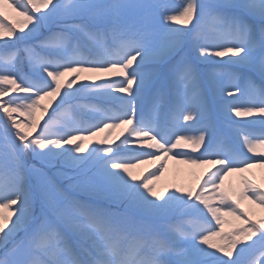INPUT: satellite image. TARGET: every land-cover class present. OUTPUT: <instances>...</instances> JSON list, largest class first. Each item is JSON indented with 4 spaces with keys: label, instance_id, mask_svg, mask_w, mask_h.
I'll list each match as a JSON object with an SVG mask.
<instances>
[{
    "label": "snow or ice",
    "instance_id": "snow-or-ice-1",
    "mask_svg": "<svg viewBox=\"0 0 264 264\" xmlns=\"http://www.w3.org/2000/svg\"><path fill=\"white\" fill-rule=\"evenodd\" d=\"M170 159L207 167L170 180ZM254 251L264 264V0H0V264Z\"/></svg>",
    "mask_w": 264,
    "mask_h": 264
},
{
    "label": "rangeland",
    "instance_id": "rangeland-1",
    "mask_svg": "<svg viewBox=\"0 0 264 264\" xmlns=\"http://www.w3.org/2000/svg\"><path fill=\"white\" fill-rule=\"evenodd\" d=\"M168 2L170 4H176V3H178V0H168ZM82 103L85 106H90V105L99 104L100 102H98V100H89V99L85 98L84 100H82ZM70 116H71V114L69 113L66 118H70ZM21 119H23V118L21 117ZM85 121H86V124L92 123V121L90 119L85 118ZM105 131H108V130H105ZM118 131H119L118 129L112 130V135H115ZM104 134H105L104 132H101L96 137H94V139H99ZM221 147L226 148L227 145L223 144V145H221ZM170 161L173 162V166H170ZM183 164L184 163H179L176 160H171V159L168 160L166 163V166H165V178L170 179V180L175 179L178 181L187 182L191 172H196L197 174H199L200 172H202L204 170V167H207V166L196 167L193 165L184 164V165H186V168L183 169L182 168ZM144 167H147V165H141L140 168H138L136 171H139L140 169H142ZM258 172H260L259 169H258ZM257 256H258V253L254 251L251 253H247L244 257H242V260L245 262V264H247V261L252 260V259L256 258Z\"/></svg>",
    "mask_w": 264,
    "mask_h": 264
},
{
    "label": "bare ground",
    "instance_id": "bare-ground-1",
    "mask_svg": "<svg viewBox=\"0 0 264 264\" xmlns=\"http://www.w3.org/2000/svg\"><path fill=\"white\" fill-rule=\"evenodd\" d=\"M170 166H173V162L172 161H170ZM182 168L183 169L186 168V165L183 164ZM255 171L259 174L258 169H256ZM230 179H233V181H235V177H231Z\"/></svg>",
    "mask_w": 264,
    "mask_h": 264
}]
</instances>
